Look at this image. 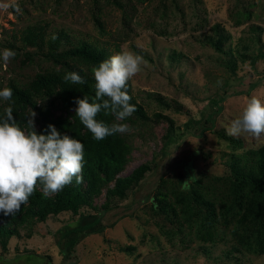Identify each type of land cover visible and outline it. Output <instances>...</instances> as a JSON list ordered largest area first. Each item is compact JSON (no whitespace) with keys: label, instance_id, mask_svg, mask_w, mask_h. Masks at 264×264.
<instances>
[{"label":"rangeland","instance_id":"1","mask_svg":"<svg viewBox=\"0 0 264 264\" xmlns=\"http://www.w3.org/2000/svg\"><path fill=\"white\" fill-rule=\"evenodd\" d=\"M14 2L20 13L0 10V51L16 53L7 64L0 60V90L10 84L22 88L39 72L57 75L66 87L81 85L64 80L69 72L95 83L92 69L112 55L127 50L143 57L146 66L129 83L146 119L115 122L133 129L123 134L131 153L120 176L142 163L149 170L124 198L113 197L109 209L101 207V190L78 213L21 224L8 249L0 247V264H19L26 255H15L25 252L37 254L25 264H264V211L254 209L248 189L233 200L229 167L236 157L264 146V137L226 134L248 98L264 100V0ZM29 32L36 38L27 44ZM220 33L223 51L207 40ZM53 37L60 38L58 52L86 43L98 59L67 53L48 58ZM228 58L235 60L233 70ZM225 90L244 93L219 99ZM13 100L0 99V114ZM33 101L44 107L45 123L57 129L56 120L75 116L77 105H62L58 96ZM31 111L27 106L26 119ZM40 122L36 115L35 127ZM187 175L202 176L194 200L178 182ZM158 191L169 200L164 214L150 208Z\"/></svg>","mask_w":264,"mask_h":264},{"label":"trees","instance_id":"2","mask_svg":"<svg viewBox=\"0 0 264 264\" xmlns=\"http://www.w3.org/2000/svg\"><path fill=\"white\" fill-rule=\"evenodd\" d=\"M35 38L36 36L29 32L24 36L23 40L28 44L30 41L35 40ZM59 39L55 37L47 41L45 55L48 58L59 59L67 53L76 57H84L91 61L98 59L95 50L90 48L86 43L75 45L73 48L58 52ZM223 39L224 36L220 33L216 39L208 37L207 40L215 50L223 51L221 46ZM27 57L28 60H32V55H28ZM226 63L232 69L235 60L228 58ZM82 78L85 81L84 84L66 87L58 79L57 75L50 72H39L22 88L10 84L8 88L12 89V97L14 100L9 106L12 107L13 116L21 129L28 131L26 127L27 119L24 113L26 107L30 106L42 121L38 127H35L37 133L47 134L45 131L48 126L45 123L46 118L40 115L43 114L45 109L40 105L36 106L37 103L33 101V98L58 96L62 105H71L74 104L75 100L83 99L84 96H87L89 101L93 102L95 98V83L90 76L86 75ZM257 84L258 81L252 82L249 85V89H253ZM242 93L244 92H228L225 90L219 99L222 100L232 94ZM128 94H131L129 82ZM130 104L135 105L136 111L127 119L136 117L145 120L146 117L142 108L132 97ZM3 117L4 111L0 114V119ZM96 119L108 125L117 123L113 115L110 113L105 114L103 110L97 115ZM55 123L58 127L56 129L61 135H68L71 138L79 140L84 145V166L81 173L83 182L77 183L76 179L73 178L70 185L65 186L57 194L50 197L43 195L42 186L38 184L34 193L29 197L27 204L23 205L21 210L14 216H4L3 213H0V247L2 252L8 249L10 239L18 236V227L21 224L33 220L42 222L50 215H57L65 211L78 213L79 209L83 206L92 205L94 197L98 196L101 190H105V201L101 204V207L102 209H109L110 200L113 197L124 198L127 191L136 186L145 172L149 170L148 164L142 163L135 167L129 174L120 176L126 159L131 153V145L127 136L117 133L97 141L93 138L90 131L83 126L79 118L75 116L72 119L56 120ZM229 167L232 172V176L230 177V192L234 196L233 200L235 202L241 200L239 194L244 190L248 189L253 191L254 197L251 199L252 206L256 211L262 213L264 211V146L256 150H248L243 156L236 157ZM200 175L189 181L187 188H189L190 192L185 194L188 200H194L196 198V188L202 185V176ZM187 176L189 179L190 175ZM179 179L178 182L181 185V190H185L182 186V183L185 182L184 178L181 177ZM168 202L167 196L163 192L158 191L151 199V211L154 214L166 213L170 206ZM19 255H26L25 258L20 260L19 264H25V260H31L37 256L34 252H25V254H16L15 256ZM2 259L0 257V260ZM43 263L50 264L49 261L45 260Z\"/></svg>","mask_w":264,"mask_h":264},{"label":"clouds","instance_id":"3","mask_svg":"<svg viewBox=\"0 0 264 264\" xmlns=\"http://www.w3.org/2000/svg\"><path fill=\"white\" fill-rule=\"evenodd\" d=\"M9 8L16 13L22 11L14 0L12 3L0 2V10ZM15 56L13 50L5 48L0 51V60L4 64ZM142 66H146L142 56L122 50L92 69L94 101L90 102L84 96L74 103L77 105L75 116L95 140L133 131L126 123L108 125L96 117L102 110L117 121L132 116L136 107L130 104L128 82L143 70ZM64 80L72 84L85 83L77 72L67 73ZM12 96L11 88L0 90V99L11 101ZM35 117L36 113L31 111L26 123L28 131L18 125L10 106L4 109V117L0 119V213L4 216H14L19 212L38 184L42 186L43 195L50 197L70 185L73 178L77 183L83 182L84 145L68 135H61L51 124L45 130L47 134H38ZM226 134L231 137L250 136L261 141L264 137V100L255 95L248 98L241 114L226 128ZM193 178L183 182L182 186L187 188ZM260 259L264 260V257Z\"/></svg>","mask_w":264,"mask_h":264}]
</instances>
